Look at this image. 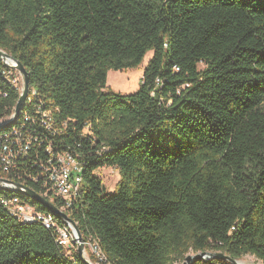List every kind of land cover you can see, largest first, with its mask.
Here are the masks:
<instances>
[{
  "label": "trees",
  "instance_id": "trees-1",
  "mask_svg": "<svg viewBox=\"0 0 264 264\" xmlns=\"http://www.w3.org/2000/svg\"><path fill=\"white\" fill-rule=\"evenodd\" d=\"M0 48L30 76L12 123L20 90L0 55V132L25 123L40 138L20 171L2 174L48 191L104 264H175L190 250L264 264V0H0ZM149 51L137 91L107 88L109 70L136 67ZM37 109L54 132L38 127ZM49 142L83 165L70 206L35 176ZM105 166L119 170L114 193L97 175ZM13 195L68 227L0 189V199ZM57 238L55 226L0 202V264H87ZM218 263L232 264L192 262Z\"/></svg>",
  "mask_w": 264,
  "mask_h": 264
},
{
  "label": "built area",
  "instance_id": "built-area-1",
  "mask_svg": "<svg viewBox=\"0 0 264 264\" xmlns=\"http://www.w3.org/2000/svg\"><path fill=\"white\" fill-rule=\"evenodd\" d=\"M8 64L11 65L9 62ZM12 66V65H11ZM41 115V120L38 122V127H45L49 132H54L51 120L47 118V115H42L41 110L37 109ZM29 120V119H28ZM34 121V120H33ZM35 123V121L33 122ZM25 123L21 126H17L10 131L0 132V176L2 167H10L15 171H20L19 163L25 160L34 142L39 141V136H33L29 131L24 132ZM53 143L49 142L45 146L47 152V158L42 161L40 166L42 170L35 174L37 179L45 180L52 186H55L56 190L60 193L67 195V198L72 201L76 200L77 183H76V168L82 165L81 161L69 151H56L53 148ZM37 164V162H36ZM0 185H7L0 182ZM2 202H6L13 209H17L18 218L29 216H40L42 218H48L49 225H55L58 233V242L65 247V232L57 226L54 218H51L49 213L38 211L32 204L24 203L21 200H13L1 198ZM96 255V254H95ZM97 264H104L99 256L96 255ZM219 264V263H218Z\"/></svg>",
  "mask_w": 264,
  "mask_h": 264
},
{
  "label": "water",
  "instance_id": "water-1",
  "mask_svg": "<svg viewBox=\"0 0 264 264\" xmlns=\"http://www.w3.org/2000/svg\"><path fill=\"white\" fill-rule=\"evenodd\" d=\"M0 55L3 57L4 60H6V62H12L11 65L13 67H15L16 69H18L22 73L23 78H24L23 89L20 92V96H19L18 101H17L16 106H15L14 116L11 120V122L13 123L20 116L21 109H22V107H23V105H24V103L28 97L29 90H30V76H29V72L26 69V67L24 66V64L19 59H17L14 55L6 52L2 48H0ZM0 182L5 183L7 185L14 186L18 192H20V193L30 197L31 199L41 203L43 206H45L51 212L57 214L58 216H61L66 221L70 222L74 228V231H75V235H76V239H77V251H78L79 255L83 258V260L87 264H95L89 258L86 257V255L84 253L85 252V243L83 240L82 233H81L77 223L66 212H64L62 209H60L53 201L47 199L45 196H43L42 194H40L39 192H37L36 190H34L33 188L29 187L28 185H26L22 182H18V181H15V180H12L9 178H5V177H1V176H0ZM103 188L106 189V187L104 185H103ZM209 258H222V259L228 260L232 264H240L238 262L237 258H234L229 254H226V253L221 252V251H211V250H204V251L196 252L193 254H187V256H186V258L182 264H192L193 261L205 260V259H209ZM250 264H259V263H250Z\"/></svg>",
  "mask_w": 264,
  "mask_h": 264
},
{
  "label": "rangeland",
  "instance_id": "rangeland-1",
  "mask_svg": "<svg viewBox=\"0 0 264 264\" xmlns=\"http://www.w3.org/2000/svg\"><path fill=\"white\" fill-rule=\"evenodd\" d=\"M152 56V51H149L143 61L136 67L128 68L124 70H109L108 72V78H107V88H110L116 92H120L123 94L133 93L138 90L142 77L144 69L149 61V59ZM9 63V62H8ZM12 64V62H10ZM12 80L15 86L20 90V92L23 89L24 85V78L22 73L13 67L12 72ZM97 175H99L103 181V185L106 187L108 193H114L116 189V185L120 179V173L119 170L115 167H101L97 170ZM70 231L72 232L73 237H71V243L68 247H66L67 251L70 252L71 248L75 245V239L76 235L73 231V228L71 225H68ZM85 255L87 258H89L93 263L97 264L96 261H93L91 259L94 258L92 256V249L91 246L87 243H85ZM196 253L193 250H190L188 254ZM238 262L244 261L245 264L250 263H259L262 264L260 260L257 259L255 255L247 254L243 257L237 258ZM184 261V260H183ZM183 261H175V264H182Z\"/></svg>",
  "mask_w": 264,
  "mask_h": 264
},
{
  "label": "bare ground",
  "instance_id": "bare-ground-1",
  "mask_svg": "<svg viewBox=\"0 0 264 264\" xmlns=\"http://www.w3.org/2000/svg\"><path fill=\"white\" fill-rule=\"evenodd\" d=\"M8 63V62H7ZM44 115H47L48 116V112H44ZM14 116V114H13ZM12 116V117H13ZM12 119V118H11ZM10 119V120H11ZM9 120V121H10ZM2 125V123H0ZM4 124V123H3ZM74 156V155H73ZM12 168L10 167H2V171H1V177H5L3 176L2 172L3 173H8ZM7 178V177H5ZM10 179V178H9ZM84 182V176H83V165H79V167L76 168V183H77V192H76V198L80 196L81 192H82V184ZM1 188H7V189H13V190H16L14 186L12 185H0V189ZM49 190H53L54 193L57 195V196H60L62 198H64L66 201H67V204L66 206H70L71 202L70 199L67 198V195L65 194H62L59 192V190H56L55 189V186H52L51 189ZM48 193V191H47ZM46 193V194H47ZM45 194V195H46ZM43 195V196H45ZM46 197V196H45ZM1 198H6V199H13V200H21L22 202L24 203H29L27 202L26 200L20 198L18 195H13V196H3ZM52 201V200H51ZM0 202L5 206L6 209H8V211L16 216L18 218V211L17 209H13L11 206H9L8 204H6V202H2V199H0ZM50 215V214H49ZM51 216V215H50ZM52 218V216H51ZM20 220L22 221H25V222H33V221H40L43 223V225H45L47 228H51V227H54L55 225H49V220L48 218H42L40 216H29V217H21L19 218ZM68 225H71L70 222L67 223ZM72 226V225H71ZM73 228V226H72ZM61 230H64L65 232V245L69 246L70 243H71V237H73L72 235V232L70 231L69 229V226L68 227H60ZM73 231H74V228H73ZM75 233V231H74ZM58 239V238H57ZM75 243L77 244V239H75ZM86 243V242H84ZM87 244H89L91 246V249H92V255L96 258V255L99 256V258H101L102 261H106L107 258L103 252V250L101 249V246L99 245L98 242L96 241H88ZM96 254V255H95ZM97 260V259H96ZM97 263V261H96ZM240 264H245L244 261H240Z\"/></svg>",
  "mask_w": 264,
  "mask_h": 264
}]
</instances>
